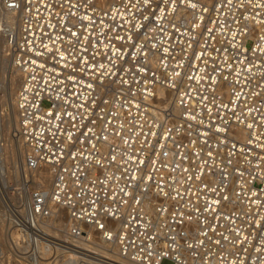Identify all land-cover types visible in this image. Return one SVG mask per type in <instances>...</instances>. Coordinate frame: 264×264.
I'll use <instances>...</instances> for the list:
<instances>
[{
  "label": "built area",
  "instance_id": "built-area-1",
  "mask_svg": "<svg viewBox=\"0 0 264 264\" xmlns=\"http://www.w3.org/2000/svg\"><path fill=\"white\" fill-rule=\"evenodd\" d=\"M0 13L26 149L0 264H264V0Z\"/></svg>",
  "mask_w": 264,
  "mask_h": 264
},
{
  "label": "rangeland",
  "instance_id": "rangeland-1",
  "mask_svg": "<svg viewBox=\"0 0 264 264\" xmlns=\"http://www.w3.org/2000/svg\"><path fill=\"white\" fill-rule=\"evenodd\" d=\"M3 63H4V58L2 57V53H1V60H0V134H1L0 135V145L1 146L0 147L2 149H0V168H1L0 177L3 178L5 182V181H8L7 178H14L16 176L13 173V170L15 169V163L13 162V153H12L13 151L12 150L18 148V144H17L18 141L14 139V137L12 136L13 134V128H12L13 123L12 122H14V116H13V110L11 109L12 108L11 100H10L11 97H9L11 96V91H10L11 87L10 85H8L9 88L5 87V85L7 86L8 84L9 72L7 71L8 69L5 70L3 68L4 66ZM7 64L6 66L8 68L9 65ZM1 79L5 80L6 84L4 83L3 80L1 81ZM2 87H4V89ZM18 158L19 157H17V159ZM161 264H173V262L169 259H165L162 261Z\"/></svg>",
  "mask_w": 264,
  "mask_h": 264
},
{
  "label": "bare ground",
  "instance_id": "bare-ground-1",
  "mask_svg": "<svg viewBox=\"0 0 264 264\" xmlns=\"http://www.w3.org/2000/svg\"><path fill=\"white\" fill-rule=\"evenodd\" d=\"M205 1H210V0H205ZM10 15L11 14H9V13H4V14L0 13V60H1V53H2V57L4 58V63H3L4 66L3 65L2 66H3V68L5 70L8 69L7 71L9 72L8 84H7V86L5 85V87L7 88L8 85H10V87H11V90H10L11 91V96H9V97H11V99H10L11 100V106H12L11 109L13 110V116H14V122H12L13 123V125H12V128H13L12 136L14 137V139H16L18 141V143H17L18 144V148L12 150L13 151L12 152L13 153V162L15 163V169L13 170V173H14V175H18V174L22 173V165L24 163V159H25V155H26V149H25L22 137L19 135V132H18V128H19V125H18V113H17V109H16V95H17V91H18V89L20 87L22 75H21L20 69L16 66L15 62L13 61V59L7 53V48H6L7 40H6L5 36H4L5 34L3 32H1L2 20L3 19L12 18ZM7 62H8V64H7ZM6 64L9 65L8 68H7ZM4 77H5V75H4ZM2 80L3 79H1V81ZM3 81L5 83V80H3ZM2 88L4 89V87H2ZM160 94H162V91L160 92ZM0 149H2V148L0 147ZM17 157H19V158L17 159ZM40 175H41V177L42 176H45L46 178L48 177L47 174L43 175V173H41ZM96 244L98 245V246H96L97 251H101L103 253H106L104 251V249H103V247H105V245L103 243H101V244L100 243H96ZM107 255H109L110 257H112V258H114L116 260H120V257H118L116 255L115 250H110V252H107Z\"/></svg>",
  "mask_w": 264,
  "mask_h": 264
},
{
  "label": "snow or ice",
  "instance_id": "snow-or-ice-1",
  "mask_svg": "<svg viewBox=\"0 0 264 264\" xmlns=\"http://www.w3.org/2000/svg\"><path fill=\"white\" fill-rule=\"evenodd\" d=\"M73 35H76V33H72Z\"/></svg>",
  "mask_w": 264,
  "mask_h": 264
}]
</instances>
